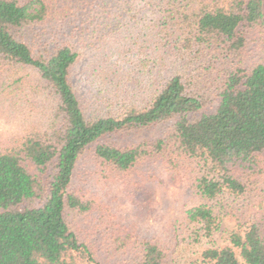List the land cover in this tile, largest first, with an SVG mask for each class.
<instances>
[{
	"label": "trees",
	"instance_id": "obj_1",
	"mask_svg": "<svg viewBox=\"0 0 264 264\" xmlns=\"http://www.w3.org/2000/svg\"><path fill=\"white\" fill-rule=\"evenodd\" d=\"M87 19L103 20L94 68L77 40ZM253 46L264 53V0H0V264H104L108 253L171 264L226 219L228 244L194 264H264V62L249 61ZM169 122L166 138L102 143ZM180 182L194 204L166 236L139 230L159 191ZM94 212L93 231L69 220Z\"/></svg>",
	"mask_w": 264,
	"mask_h": 264
},
{
	"label": "rangeland",
	"instance_id": "obj_2",
	"mask_svg": "<svg viewBox=\"0 0 264 264\" xmlns=\"http://www.w3.org/2000/svg\"><path fill=\"white\" fill-rule=\"evenodd\" d=\"M102 23L103 20L87 19L85 22V28H82L79 31L77 40L80 42L86 58L85 61L82 60V66L85 65L94 68V66L97 65L99 54L103 51L102 47L98 48L100 44L99 36L104 35L101 30ZM54 25L56 26V24H52L50 26L42 27L47 28L45 31L47 32V36L52 34L53 30H50L53 29L52 27H54ZM247 54L250 62H264V53H260L256 46L251 47ZM82 70L83 68L81 67L79 72L82 73ZM172 124L173 122H169L142 131L118 133L105 138L102 140V143L126 148L144 140L166 138L170 134ZM8 127L5 119L0 118V131L7 130ZM84 165L88 167L93 166L90 159H85ZM29 168L33 173H37L33 164H29ZM192 198V192L182 182L169 188L161 189L155 199V215L147 218L145 224H142L144 227H141L139 230L147 229V232H155L166 236L167 233L165 230L168 229L169 222H173V219L180 216L187 205L194 204L191 202ZM117 206L120 209L119 215L121 217L127 218V216H134L133 209L130 205L117 204ZM99 218V213L94 212L90 216L73 215L69 220L74 226H80L86 231H93L92 227L96 224L95 222H97ZM234 227L235 222L232 219L224 220L221 224L220 230L213 235L212 239H204L200 245L191 249H186L182 246L178 248L174 256L171 258L173 261L171 264H194L198 259L199 254L204 249L227 245L229 234L233 231ZM101 231L103 232V230ZM126 257L127 256L123 254L116 255L114 253H108V255L104 256L102 260L104 264H126Z\"/></svg>",
	"mask_w": 264,
	"mask_h": 264
}]
</instances>
